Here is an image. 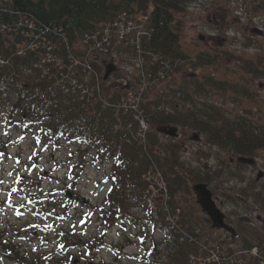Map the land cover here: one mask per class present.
I'll return each instance as SVG.
<instances>
[{"label": "trees", "instance_id": "16d2710c", "mask_svg": "<svg viewBox=\"0 0 264 264\" xmlns=\"http://www.w3.org/2000/svg\"><path fill=\"white\" fill-rule=\"evenodd\" d=\"M195 1L197 0H0V66L3 67H0V110L6 112L4 119L10 125H17L19 132L31 135L37 146L56 150L65 140L77 142L80 148L92 150L96 163L111 164L108 172L111 185L106 195L107 205H104V212L107 211L110 222L124 216V220L128 219L133 225L143 224L144 219L128 212L132 207L130 203L134 196L139 200L144 199L143 194H146L145 191L153 185L157 176L168 186L172 196L171 204L173 208H177L181 206L183 194H193V185L212 182L214 175H218L216 171L213 173L186 166L180 155L185 142H180V137L170 138L160 134L155 130L157 127L173 125L190 128L204 135L206 143L218 145L222 149H233L235 153L253 155L257 149L264 148V125H258L250 117L243 115V112H235L214 103L210 98H213L215 90L218 95L224 96V102L228 99L236 102L238 86L229 80L206 74L204 79H194L193 88L186 85L180 89L190 102L188 105L179 106L177 102L180 97L176 95L179 89H173L171 100L176 106L175 113L157 114V109L149 107L154 115L148 118L150 131L147 137V153L143 143L131 137V132L136 127L134 122L133 128L127 127L132 121L129 112L124 113L123 110L105 106L95 97L90 103L77 101L70 93L71 90H66L60 80L55 84L52 78L47 79L42 72L59 76L60 72L68 71L71 67L69 51L75 57H85L82 45L87 47L92 43V40H84L85 35H93L96 32L94 30L101 29L124 11L149 15L151 35L142 37L141 48L144 52L153 50L161 58L171 62L188 59L189 63L185 65H190L193 69L213 66L218 62L217 55L203 50L189 55L181 44L184 25L182 15ZM258 8L264 12V0H261ZM46 27L49 30L43 31ZM38 28L47 40L50 38L52 43L55 42L53 49L58 55L54 59H44V54L50 49H45L44 39L36 37ZM74 45H80L82 49ZM128 51L134 53L132 47ZM90 62L93 68L103 70L99 61ZM185 65L178 64L177 70ZM241 68L253 74L264 73V63L260 60H246ZM72 70L70 74H73ZM19 82L20 89L16 88ZM242 90L248 93L245 88ZM7 91L15 93V101L12 102L10 95L6 96ZM43 91L49 93L44 92L47 99H50V103L43 102L44 106L40 103L42 99H39L38 94ZM121 93L122 90L118 88L104 95L112 101L120 100L125 94ZM7 100L10 102L9 106L4 105ZM163 100L167 98L157 97L151 103L158 105ZM151 103L141 101L142 108L147 112ZM243 110L249 114L253 112L252 109ZM1 114L3 115L0 113V116ZM161 136L167 140H163ZM83 153L76 162L80 169H83L86 160ZM69 171L73 173L72 167ZM26 194L29 199H33L35 195L41 202L42 205L35 206L34 212L38 217L43 215L44 221L59 218L60 211L53 208L54 205L57 206V202L63 201V210L74 202L67 197H64L65 200L60 199L53 192L42 191L40 185H37L35 191L29 190ZM159 201L163 202L162 198ZM163 208H160L158 218L151 211L143 210L142 215L147 218V225H151L155 231L166 230L168 227L163 218ZM192 215L182 208L177 224L196 236L198 220ZM106 225H109L108 221ZM247 227L246 236L243 238L244 246L250 247L257 242L264 252L262 233L252 226ZM147 228L143 227L145 230ZM62 230L67 234L73 233L70 228ZM78 239L81 242L79 256L96 259V241L99 238L92 237L87 241ZM205 241L208 244L212 240ZM63 253L64 250L59 252L57 249L32 259L27 255L24 259L30 264H60L58 257ZM190 253L204 256L205 251L193 244L177 242L171 252L163 254L160 251L161 256L152 252L154 261L160 264H186ZM148 260L153 261L152 257Z\"/></svg>", "mask_w": 264, "mask_h": 264}, {"label": "rangeland", "instance_id": "374dc122", "mask_svg": "<svg viewBox=\"0 0 264 264\" xmlns=\"http://www.w3.org/2000/svg\"><path fill=\"white\" fill-rule=\"evenodd\" d=\"M260 2L261 0H197L191 3L182 15L183 49L189 55H195L198 50L211 52L217 55L218 62L202 69H189L192 66L185 65L189 61L184 63L185 66L177 70L171 80L161 82L156 93L154 89L152 90L154 93L150 94L152 100L157 97L171 98L174 88L180 90L186 85L193 88L194 79H204L206 74H210L217 79H226L237 84L239 90L236 102H230L231 99L224 102V96L218 95L215 90L213 98H210L214 103L235 112L252 109L251 114L245 110L242 114L250 117L258 125H264V73L253 74L241 68V65L250 59L264 63V12L258 8ZM98 47L95 45V49ZM96 53L101 55L100 52ZM114 60L119 69L116 73L110 74L111 81L105 84L106 91L122 87L118 81L123 75L128 76L127 81L132 82L134 69L126 68L121 60L116 58ZM262 70L264 72V69ZM80 76L82 79L85 78L84 73ZM243 88L247 90V94L243 92ZM177 103L183 106L190 102L182 92ZM4 105L9 106V101L7 100V104ZM0 113H3L0 116V180L3 181L0 183V264H28L27 260L22 258L23 253L27 255L30 252L33 258L50 250L56 251L57 246L61 248L58 249L59 252L65 249V253L58 257L60 264H160L154 261L155 258L151 255L154 239L155 253L159 256H161L160 251L166 254L167 251L174 250L172 244L163 239L161 233L153 230L146 232L143 226L135 227L128 219L124 220V216L110 222L107 211L104 212V205H107L106 195L110 187L109 167L102 162L96 163L91 149L80 148L77 142L66 140L56 150L40 148L35 145L31 136L22 135L16 126L7 125L4 119L6 112L3 109ZM178 132L179 141L185 142L180 155L186 166L218 172L212 182L207 183L208 187L219 192L227 189L237 197L236 200L226 202L227 207H225L226 212H229V219L226 222L236 230L237 235L233 238L234 235L230 232L213 224L199 206L194 191V194L182 195L180 204L198 220V226L202 228V236L212 240L211 243L218 247L222 246L228 250V246L232 245V248L239 250L243 246V238L248 228L245 227L247 225L245 223L252 222L255 227L261 229L263 238L264 209L251 198L250 194L239 195V191L264 190V152H261L262 155H257L255 163L251 166L238 168L235 165L232 168L233 174V171H230L226 152L221 147L206 143L204 135L190 128L180 127ZM194 135H197L198 139H195ZM161 138L167 140L163 136ZM81 153L86 155L83 169H80L76 163ZM71 167L73 173L68 172ZM259 171L263 172V176L261 175L262 177L257 180L256 175ZM38 184L42 185L44 191L56 193L64 200L65 195H68L66 191L70 190L72 192L70 200L74 202L66 210H63L65 207L63 201L57 202V206L54 205L53 208L60 211L59 216L57 215L59 218L44 221L43 215L36 217L34 214L35 205L39 206L41 202L33 195L37 201L35 204L26 194L29 190L33 192L31 188H35ZM155 186L157 189L160 188L157 180ZM18 196L31 202L33 208L28 207L29 205L27 207L14 205L20 198ZM130 204L132 207L128 212L132 215L137 214L140 207L144 206L142 200L136 196ZM255 210V214L245 216L249 211ZM50 214L52 216L51 212ZM100 214L107 219L101 218ZM230 216L235 219H230ZM107 221L109 225H106ZM233 221L245 223L236 225ZM62 228L66 230L70 228L73 233H66L63 237ZM60 235L63 238H60ZM92 237L99 238V241H96L97 258H81L79 256L81 242L78 238L87 241ZM196 240L198 247L203 252L207 251L202 239ZM10 244L18 246L17 258L9 254L7 248ZM254 246L259 245L256 242ZM257 252L256 250L255 253ZM150 257L154 258L153 261L148 260ZM210 258L205 256L204 262L199 263L196 259L191 264L212 263ZM254 262L261 264V260Z\"/></svg>", "mask_w": 264, "mask_h": 264}, {"label": "flooded vegetation", "instance_id": "af4514ba", "mask_svg": "<svg viewBox=\"0 0 264 264\" xmlns=\"http://www.w3.org/2000/svg\"><path fill=\"white\" fill-rule=\"evenodd\" d=\"M223 150H224V152H226L225 154L229 159L228 164L230 165V168H231L230 171H233L232 168H234L235 165H236L235 167H238V168L240 166H251V165H253L255 163L257 155H262L261 152H264V148L257 149L253 155L235 153V151H233V149L232 150L223 149ZM233 174H234V171H233ZM261 175L263 176V172L259 171L256 175V179L257 180L260 179V177H262ZM211 191H212L213 199L215 200L217 207L224 213L225 222H226V220L229 219V212H226V210H225V207H227L226 202L236 200L237 197L235 195H233L232 193L228 192L227 189H222L220 192H219V190H211ZM240 193L250 194L251 198L257 204H260L261 207L264 209V190L263 189H260V190L252 189L250 192H248L246 189H242L239 191V195H241ZM255 213H256V210L252 211V212L249 211V213L248 214L246 213L245 216L249 217V214L253 215ZM230 219L234 220L235 218L233 216H230ZM244 223L245 222H236L235 224L239 225V224H244ZM245 224L255 225L252 222L245 223ZM256 228H257V230H261L259 227H256Z\"/></svg>", "mask_w": 264, "mask_h": 264}, {"label": "water", "instance_id": "95a60500", "mask_svg": "<svg viewBox=\"0 0 264 264\" xmlns=\"http://www.w3.org/2000/svg\"><path fill=\"white\" fill-rule=\"evenodd\" d=\"M114 70H116V65L114 63L107 64L104 79H107ZM158 131L168 136L175 137L177 136L178 128L173 126H159ZM194 138L198 139V136L195 135ZM193 188L198 194V203L212 219L214 224L222 229L235 233V230L225 222L224 213L216 206V203L213 200L212 191L207 184L198 183Z\"/></svg>", "mask_w": 264, "mask_h": 264}, {"label": "built area", "instance_id": "2783aa9c", "mask_svg": "<svg viewBox=\"0 0 264 264\" xmlns=\"http://www.w3.org/2000/svg\"><path fill=\"white\" fill-rule=\"evenodd\" d=\"M120 24V25H119ZM119 24L118 23H116V26L117 25H119L121 28H119L118 29V31H119V37L120 38H123L124 37V35L126 34V33H128V31L130 30V26H128L127 28H125V26L122 24V22H119ZM108 37H109V35H106V37H105V41L107 42V43H109V39H108ZM88 67H89V65H88ZM141 124L143 125V126H145V124H144V122H143V120H141Z\"/></svg>", "mask_w": 264, "mask_h": 264}, {"label": "bare ground", "instance_id": "6f19581e", "mask_svg": "<svg viewBox=\"0 0 264 264\" xmlns=\"http://www.w3.org/2000/svg\"><path fill=\"white\" fill-rule=\"evenodd\" d=\"M118 16H119V17H123V15L121 14V12L118 13ZM124 17L129 18V19H132V16H130V15H128V16H124ZM117 26H118L119 28H121L119 25H117ZM142 59H144L146 62H148V61H149V56H147V55H145V54H142ZM143 67H144V68H148L146 65H144ZM247 226H250V225L247 224ZM208 256H209V257H212V258H215V257L218 256V254H217V253H212V252H210V254H208Z\"/></svg>", "mask_w": 264, "mask_h": 264}, {"label": "snow or ice", "instance_id": "6c2138e0", "mask_svg": "<svg viewBox=\"0 0 264 264\" xmlns=\"http://www.w3.org/2000/svg\"><path fill=\"white\" fill-rule=\"evenodd\" d=\"M37 142H39V141H37ZM0 183H3V181H2V180H0Z\"/></svg>", "mask_w": 264, "mask_h": 264}]
</instances>
